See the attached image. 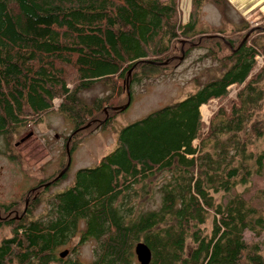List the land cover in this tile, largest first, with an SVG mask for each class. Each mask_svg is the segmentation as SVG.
I'll return each mask as SVG.
<instances>
[{
  "label": "trees",
  "instance_id": "obj_1",
  "mask_svg": "<svg viewBox=\"0 0 264 264\" xmlns=\"http://www.w3.org/2000/svg\"><path fill=\"white\" fill-rule=\"evenodd\" d=\"M208 4L224 18L232 9L229 0H191L184 24L179 0H0V153L21 163L18 137L49 113L74 127L38 192L0 204V233L10 232L0 240V264H139V243L150 249V264H264V208L254 205L264 206V190L251 199L239 191L264 174L257 119L264 68L254 73L264 56V16L263 29H200ZM195 50L217 67L209 81L124 127L99 165L49 195L68 180L70 168L56 179L87 133L109 130L135 87L173 76L179 58ZM96 86L103 95L84 100ZM232 86L236 100L205 130L202 106L223 102ZM89 242L87 263L79 253Z\"/></svg>",
  "mask_w": 264,
  "mask_h": 264
},
{
  "label": "rangeland",
  "instance_id": "obj_2",
  "mask_svg": "<svg viewBox=\"0 0 264 264\" xmlns=\"http://www.w3.org/2000/svg\"><path fill=\"white\" fill-rule=\"evenodd\" d=\"M179 2L181 19L185 24L189 21L191 0H179ZM229 2L232 9L227 12V18H224L213 5H206L203 8L199 28L206 30L222 28L230 32L244 23H250L253 27L263 29L259 19L264 16V0H229ZM202 55L203 51L195 50L187 59H183L182 56L179 58L182 60V64L176 68L173 76L169 75L146 82L140 87H135L130 107L118 115L109 130H96V132L86 134L82 145L71 156L68 180L49 192V195L69 188L79 170L95 168L99 165L101 159L115 149L117 135L124 127L145 118L156 110L181 102L196 93L204 83L211 79L212 75L217 73V67L212 62L198 61ZM257 60L258 66L254 73L264 68V56L261 55ZM262 87L264 89V80ZM103 91L101 86H96L93 90L83 93L82 98L89 102L95 97L102 96ZM237 93L238 88L235 86L223 102L213 100L202 106L201 115L205 130L210 125L211 118L216 111L220 107H226L228 101L236 100ZM59 104L60 101L56 100L55 107L57 108ZM257 119L264 120V102L261 112L257 113ZM73 131V125L62 116L55 112L49 113L45 115L41 124L32 125L31 129L18 137L15 154L22 157L21 163L17 164L0 153V204H9L21 199L42 178L54 174L59 167V163L64 159V137L71 136ZM2 142L0 139V149L3 150L4 145ZM258 145L264 146V140L259 142ZM260 190H264V174L262 177H255L250 185L239 188V191L244 193L247 199L253 198ZM254 205L259 209L264 208L261 199H256ZM44 209V206L40 208L36 213L37 216ZM210 226L211 222L208 224V229ZM8 237H10L9 231L0 233V240ZM248 239H250L249 236ZM76 241L61 252H70ZM93 248L94 244L92 242L82 247L79 253L82 261L88 263L93 260ZM192 249L193 245L189 243L188 253Z\"/></svg>",
  "mask_w": 264,
  "mask_h": 264
},
{
  "label": "water",
  "instance_id": "obj_3",
  "mask_svg": "<svg viewBox=\"0 0 264 264\" xmlns=\"http://www.w3.org/2000/svg\"><path fill=\"white\" fill-rule=\"evenodd\" d=\"M247 38H245L246 40ZM244 40V41H245ZM130 105V102L123 108V109H127ZM71 165V160L69 161V164L67 166V168L62 172V174L56 179L58 180L59 178L63 177L64 174L68 171V169L70 168ZM135 253L137 256V260L139 262V264H150L151 259H152V254L150 249L144 244V243H139L136 248H135ZM69 252L65 251L63 252L60 257L62 259L66 258L68 256Z\"/></svg>",
  "mask_w": 264,
  "mask_h": 264
},
{
  "label": "flooded vegetation",
  "instance_id": "obj_4",
  "mask_svg": "<svg viewBox=\"0 0 264 264\" xmlns=\"http://www.w3.org/2000/svg\"><path fill=\"white\" fill-rule=\"evenodd\" d=\"M42 186H43V188H47V187H49L50 185L48 186V184L45 183V184H43ZM40 187H41V185L37 186V184H36V186L31 187L30 190L33 191V192H35V190H36V191L39 190ZM37 192H38V191H37Z\"/></svg>",
  "mask_w": 264,
  "mask_h": 264
},
{
  "label": "built area",
  "instance_id": "obj_5",
  "mask_svg": "<svg viewBox=\"0 0 264 264\" xmlns=\"http://www.w3.org/2000/svg\"><path fill=\"white\" fill-rule=\"evenodd\" d=\"M235 86H232L231 88H230V93H231V91H232V89L234 88ZM207 110V109H206ZM208 112V111H207ZM206 119H208V118H206Z\"/></svg>",
  "mask_w": 264,
  "mask_h": 264
}]
</instances>
